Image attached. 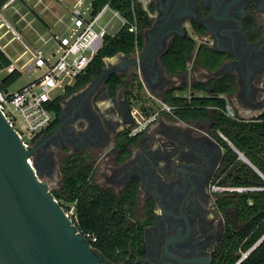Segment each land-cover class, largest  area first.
<instances>
[{
  "label": "flooded vegetation",
  "instance_id": "af4514ba",
  "mask_svg": "<svg viewBox=\"0 0 264 264\" xmlns=\"http://www.w3.org/2000/svg\"><path fill=\"white\" fill-rule=\"evenodd\" d=\"M148 15L151 23L141 29L143 45L138 56L143 54L141 78L143 83L147 82L151 94L158 97L173 88L178 79V85L187 84L188 91L196 82L208 84L229 79L234 90L220 96L230 102L234 114L240 116V111L244 117L264 112V0H149ZM174 35L192 37L202 46L201 60L207 59L215 67L207 69L196 63L195 52L187 61L185 72L179 76L168 74L160 56ZM148 65H151L149 73ZM189 67L200 70L199 79L187 78ZM111 68L123 80H128V68L136 75L139 73L135 65L121 67L115 63ZM107 69L77 90L71 100L65 96L60 102V118L35 141V144L42 142L36 154L39 158L43 156V166L48 171L64 150L71 153L100 150L99 146L110 139L106 127L115 125L108 118L112 110L118 111L123 119L129 118L130 99L119 98L121 85L111 94L106 87ZM188 91L184 94L188 95L191 92ZM210 92L211 89L198 93ZM106 98L112 99L111 105L102 102ZM190 123H196L197 129L182 134L160 125L162 136L155 138V147L140 133L135 141L139 149L134 158L112 168L107 178L108 186L118 191L133 177L144 184L138 190L140 219L146 218V212L151 218L142 229L144 253L130 257L129 264H216L231 211L220 205L225 194H213L208 189L210 181L221 178L218 174L222 168L218 150L209 139L211 134L202 124ZM175 139L188 147L187 153L169 147ZM158 157L164 159L161 165L156 162ZM98 253L104 263L121 264Z\"/></svg>",
  "mask_w": 264,
  "mask_h": 264
},
{
  "label": "trees",
  "instance_id": "16d2710c",
  "mask_svg": "<svg viewBox=\"0 0 264 264\" xmlns=\"http://www.w3.org/2000/svg\"><path fill=\"white\" fill-rule=\"evenodd\" d=\"M107 1L92 0L93 11L96 12ZM109 1L111 7L119 10L129 21H132L134 11L138 30L132 33L125 26L113 36L105 37L104 45L86 70L76 77L73 85L66 88L60 100L52 103L54 119L44 132L56 124L61 100L81 89L104 70L105 57L117 53L132 55L135 49L142 48L141 29L151 23L147 10L136 0ZM195 52L196 63L207 69L215 67V64L207 59L201 60L202 46H198L197 42L187 35H174L161 54L160 62L168 74L179 76L185 72L187 61ZM206 53L210 55L211 51L207 50ZM8 62L0 51V68L6 66ZM19 77L20 73L17 71L0 75V89L7 90ZM119 85H123L127 98L133 102L142 97L143 86L136 74L128 80H123L121 75L109 72L106 87L111 94ZM186 89L187 84L182 83L178 90L167 89L158 98L173 107L172 116L202 124L223 147L222 168L218 174L221 176L220 182L263 188L245 193L225 194L220 199V205L228 207L231 214L227 218L216 264H234L241 252L247 251L264 236V180L252 168L237 159L236 152L227 141L242 152L264 176V112L249 118L227 117L224 113L227 101L220 95L229 94L234 90V85L229 79L212 80L208 84L196 82L188 95L177 94V91ZM209 89L211 92L208 95L198 93ZM138 135L127 136L126 132H121L117 136L114 147V159L117 163L127 158L129 146L135 142ZM38 137L36 136L32 142L34 143ZM87 158L86 151L71 153L61 158L59 184L51 189V193L64 211L73 207L71 218L78 231L96 236V241L90 242L94 249L100 251L111 262L129 264L130 257L144 253L142 229L151 218L148 212L144 220L133 214L138 205L139 180L137 177L131 178L119 192L110 187L102 188L93 183L92 166L87 162ZM149 206L153 207V202H150ZM238 264H264V237Z\"/></svg>",
  "mask_w": 264,
  "mask_h": 264
},
{
  "label": "built area",
  "instance_id": "2783aa9c",
  "mask_svg": "<svg viewBox=\"0 0 264 264\" xmlns=\"http://www.w3.org/2000/svg\"><path fill=\"white\" fill-rule=\"evenodd\" d=\"M20 6L25 8L24 12L20 11ZM34 7H39V12L51 13L54 22L52 25L45 23L41 32L35 30V40L29 42L22 37L20 30L24 27L31 28L32 17L28 18L27 15H34ZM9 12L16 14L17 18L13 20ZM107 12L110 13L109 17L103 22L102 19ZM125 26L129 32H137L134 11L132 21H129L119 10L111 7L109 0L96 12L93 11L92 0H3L0 2V39L9 35L4 44H0V51L9 61L6 66L0 68V74L17 71L20 74L27 72L30 77L38 73L14 91H10L9 88L0 89V111L25 147L31 146L33 139L40 136L52 123L54 119L52 103L60 100L66 88L73 85L76 77L86 70L104 45L105 37L113 36ZM14 39L23 49L12 58L4 47ZM138 51L135 49L132 56L137 58ZM137 75L143 86L142 93H147L151 97V102L142 106L140 103L130 101L131 122L124 129L127 136L144 132L161 113H172L173 109L170 104L149 94L141 74ZM224 113L230 118L241 117L234 114L228 102L225 104ZM227 142L232 146L229 141ZM232 149L240 160L251 166L264 180L262 173L242 152L233 146ZM27 161L31 165V159L27 158ZM208 189L213 194H229L257 191L263 188L222 183L219 178H215L209 182ZM72 210L73 207L64 212L71 218ZM80 233L87 241L89 240V244L96 241L94 234ZM255 244L247 251L241 252L234 264L244 259L256 246Z\"/></svg>",
  "mask_w": 264,
  "mask_h": 264
},
{
  "label": "water",
  "instance_id": "95a60500",
  "mask_svg": "<svg viewBox=\"0 0 264 264\" xmlns=\"http://www.w3.org/2000/svg\"><path fill=\"white\" fill-rule=\"evenodd\" d=\"M142 55L126 58L118 65H135L141 74ZM150 68L148 65V73ZM41 143L25 147L0 111V264H110L104 263L98 251L78 232L42 180L48 167L43 166V156L39 158L42 164L34 158ZM211 143L221 159L223 147L216 141ZM168 145L187 153L188 147L179 139ZM27 158L31 159V165ZM163 161L162 157L156 160L158 165ZM143 187L139 181L138 190ZM155 206L160 209L159 202Z\"/></svg>",
  "mask_w": 264,
  "mask_h": 264
},
{
  "label": "rangeland",
  "instance_id": "374dc122",
  "mask_svg": "<svg viewBox=\"0 0 264 264\" xmlns=\"http://www.w3.org/2000/svg\"><path fill=\"white\" fill-rule=\"evenodd\" d=\"M145 10H147L148 12V8H149V0H136ZM25 8L20 6V11L24 12ZM40 8L39 7H34V15H27L28 18L32 17L31 20V28L29 27H24L22 28L21 31V35L24 39L28 40L29 42H32L33 40H35L36 37V31H43L44 29V25L45 23H48L47 25H52L54 22V18L53 15L47 11H42L39 12ZM36 14V15H35ZM109 12H107L104 17H103V22L107 20V18L109 17ZM10 17L14 20L17 18V15L14 13L9 12ZM44 22V23H43ZM36 30V31H35ZM9 37V35H7L6 38H1L0 39V44H4V42L6 41V39ZM197 42V41H196ZM5 50L7 51V53L12 57H16L18 52H20L23 48L20 45V43L14 39L12 40L10 43L5 45ZM116 55H113L111 57H107L103 59L104 62V68H111V66H113V64L115 63V59H116ZM131 71V74L129 73ZM128 74H127V78L129 79L130 77H132V75H134V73L132 72V70L130 68H128L127 70ZM200 73L199 69H192L191 67H189L187 69V78L189 77H193V79H199L200 77H198ZM38 73L33 74L32 76L29 77V74L27 72H23L20 74V77L9 87L10 91H14L16 89H18L19 87H21L22 85H24L26 82H28L30 80V78H33L37 75ZM1 76L5 75V73H1ZM180 80L178 79L176 82H179ZM175 82V83H176ZM144 92V91H143ZM190 92V91H188ZM196 93V92H195ZM76 92H74L73 94H70L68 96H66L65 98L67 100H71L75 95ZM141 98L138 99L137 101H135L136 103H140L142 106H146L151 102V97L149 95H147V93H141ZM230 104V102H228ZM263 109H261L262 111ZM240 116H242V112L239 111ZM254 115L257 114V112L253 113ZM244 115V114H243ZM245 118L247 117H251V115H244ZM39 138V137H38ZM35 144L32 143V145ZM69 147V146H68ZM67 146H65L64 148H68ZM109 151L111 149H108ZM65 152H60L57 155V158L54 162V164L51 166V168L49 169V171H47L45 173V176L42 175V180L47 184L48 188L53 189L56 188L59 184V180H60V174H59V162L61 160V158H63L64 156L70 154V152H66L67 150H64ZM107 151L105 153L102 152V150H87L86 152L88 153V158H87V162L90 164L92 167H96L97 163H99V161L102 160V162L104 163H112V157H113V153H114V149H112V151ZM42 156V155H41ZM104 157H106L105 159H103ZM34 158L37 162L40 161V164H42L41 160H39V155L34 154ZM44 159V158H43ZM42 159V161H43ZM96 165V166H94ZM105 185V184H104ZM115 189V188H113ZM116 192H118V188L115 189ZM69 210V209H68ZM135 217H139L140 218V207L139 204L137 205V207L134 209V213ZM134 217V216H133Z\"/></svg>",
  "mask_w": 264,
  "mask_h": 264
},
{
  "label": "crops",
  "instance_id": "0c3cea01",
  "mask_svg": "<svg viewBox=\"0 0 264 264\" xmlns=\"http://www.w3.org/2000/svg\"><path fill=\"white\" fill-rule=\"evenodd\" d=\"M129 57H133V56L132 55H122V53H119V54L116 55L115 63L119 64L122 61H124L126 58H129ZM178 83L179 82L173 83L172 87L176 88L178 90L181 87V85H178ZM119 91H120L119 98H122V97L126 96V93L124 91L123 85H121ZM187 91H188V88L186 90H184V91H181V92L177 91V94H182V93L184 94ZM147 92L149 94H151V92L149 90H147ZM155 94L158 95L159 92L156 91ZM151 95L155 96L154 94H151ZM102 102L105 103L106 105H111L112 99L111 98H106ZM253 116H255V115L253 114ZM128 117H129L128 119H123V117L120 115V113L118 111L112 110L110 112V115H108V118H110L111 121L115 125H113L112 128H110L109 125L106 127V131H107V134L109 135L110 139L104 145L99 146V149L102 150L103 153L109 151L108 149H111L110 151H112V149H114L115 144H116L115 142L117 140L116 139L117 134L119 132L123 131L124 128H126L128 126V124H130V121H131L130 108H129ZM190 122H193V121H191V120H187V121L181 120V119H179L177 117L172 116L171 113H161L158 116L157 120L154 123H152L142 134L145 135L148 138V140H147L148 144H152L153 147H155L156 143H157V142H155V138H158L159 136H162V134L158 130L160 125H164L165 127L170 129L171 131L175 132V134H182L183 131L188 132L191 129L193 131V129L195 127H196L195 129H197V124L196 123H190ZM192 124H194L196 126H192ZM114 136H115V139H114ZM209 139H210V141H216L214 139V137H212V135L209 136ZM138 149L139 148H138L136 142H134L132 145H130L129 146V151L130 152H129V155L127 156L128 159H125L121 163H117L115 161V159L114 160L112 159V162L114 163V165H112L113 163H104V162H102V160L99 161V163L96 164L97 166L94 165V166H96L95 168L92 167V181H93V183L99 185L102 188L110 187V186H108L109 185V181L107 180V178L110 176V174L112 172L111 171L112 168H114L116 166L120 167L123 164H125L126 162L132 160L134 158V156H135L136 151H138ZM105 158L106 157H104L103 159H105ZM113 158H114V153H113ZM237 159L239 161H241L242 163L246 164L247 166H249L247 163H245L244 161L240 160L238 157H237ZM249 167L252 168L251 166H249ZM45 173H43V176H45ZM110 188H112V187H110ZM138 199H139V195H138ZM139 207H140V205H139Z\"/></svg>",
  "mask_w": 264,
  "mask_h": 264
}]
</instances>
